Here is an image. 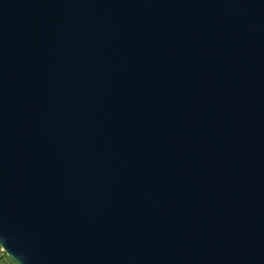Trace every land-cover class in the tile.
<instances>
[{
	"label": "water",
	"instance_id": "obj_1",
	"mask_svg": "<svg viewBox=\"0 0 264 264\" xmlns=\"http://www.w3.org/2000/svg\"><path fill=\"white\" fill-rule=\"evenodd\" d=\"M0 247L264 264V0H0Z\"/></svg>",
	"mask_w": 264,
	"mask_h": 264
},
{
	"label": "rangeland",
	"instance_id": "obj_2",
	"mask_svg": "<svg viewBox=\"0 0 264 264\" xmlns=\"http://www.w3.org/2000/svg\"><path fill=\"white\" fill-rule=\"evenodd\" d=\"M0 264H15V263L12 262L7 257H4L3 255H1V253H0Z\"/></svg>",
	"mask_w": 264,
	"mask_h": 264
},
{
	"label": "trees",
	"instance_id": "obj_3",
	"mask_svg": "<svg viewBox=\"0 0 264 264\" xmlns=\"http://www.w3.org/2000/svg\"><path fill=\"white\" fill-rule=\"evenodd\" d=\"M3 255L4 257H7L8 259H10L12 262H14L11 258H9L5 253L4 254H1ZM15 264H17L16 262H14Z\"/></svg>",
	"mask_w": 264,
	"mask_h": 264
},
{
	"label": "built area",
	"instance_id": "obj_4",
	"mask_svg": "<svg viewBox=\"0 0 264 264\" xmlns=\"http://www.w3.org/2000/svg\"><path fill=\"white\" fill-rule=\"evenodd\" d=\"M0 253H1V254H4V252H3V250H2V248H1V247H0Z\"/></svg>",
	"mask_w": 264,
	"mask_h": 264
}]
</instances>
